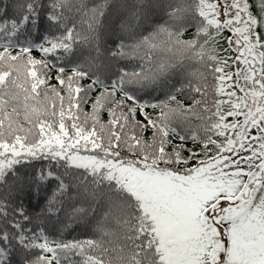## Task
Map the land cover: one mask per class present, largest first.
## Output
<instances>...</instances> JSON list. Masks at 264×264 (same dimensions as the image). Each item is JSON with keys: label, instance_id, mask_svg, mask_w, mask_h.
<instances>
[{"label": "snow or ice", "instance_id": "obj_1", "mask_svg": "<svg viewBox=\"0 0 264 264\" xmlns=\"http://www.w3.org/2000/svg\"><path fill=\"white\" fill-rule=\"evenodd\" d=\"M0 264H264V0H0Z\"/></svg>", "mask_w": 264, "mask_h": 264}, {"label": "trees", "instance_id": "obj_2", "mask_svg": "<svg viewBox=\"0 0 264 264\" xmlns=\"http://www.w3.org/2000/svg\"><path fill=\"white\" fill-rule=\"evenodd\" d=\"M33 55H35L37 58H40V54H39L38 50H37V51H34ZM50 58H51V57H50ZM55 75H56V70H55V69H52V70H51V76H52V79L49 81V82L52 83V84H56V81H55V79H54ZM138 118H141V117L138 116ZM177 142H178V141H177ZM189 146H191V145H190V142H189Z\"/></svg>", "mask_w": 264, "mask_h": 264}]
</instances>
